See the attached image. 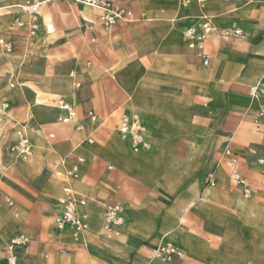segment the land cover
<instances>
[{"label":"rangeland","instance_id":"rangeland-1","mask_svg":"<svg viewBox=\"0 0 264 264\" xmlns=\"http://www.w3.org/2000/svg\"><path fill=\"white\" fill-rule=\"evenodd\" d=\"M231 1L220 0L221 6H218V0H209V6L205 9L193 3L189 15L193 17L192 21L189 20V16H183L177 0L168 2L166 0H116L117 3L133 12L135 20L132 22L120 20L111 28H106L101 20L103 11L96 12L95 20H86L75 14L76 2L74 0H50L43 5L40 12L38 19L40 26L37 34L31 35L33 20L22 7L21 0H0V56L7 58L6 62L0 64V92L3 86V91L7 87V92L0 96V125H5L0 132V235L6 243L4 246L9 244V240L14 235L25 233L32 244L31 264L38 261L49 262L57 253L66 256L74 253L76 255L74 264H102L90 255L89 239L84 236V233L78 241H74L70 233L60 235L56 230V218L58 217L56 205L59 202L56 203L45 194L48 182L54 177L60 183L73 186L79 211L87 221L92 215L82 193L84 177L76 181L64 176L54 159L59 156L67 169L71 161L76 165L91 161V167L86 172L87 182L91 185L87 200L101 205L103 214L109 203L117 201V195L125 192L126 195L129 194L125 198L132 199L133 193L142 192L149 198L145 206L146 210L156 211L173 206L183 213L182 224L196 235L198 241L206 246L210 257L219 264H224V259L234 264H264V212L256 215L252 210L245 211L247 217H253L256 220L248 218L243 221H234L230 225L227 219L230 216L233 217V213L228 216L227 212H218L216 219L207 220L205 212L201 210L191 208L185 211L180 199L168 194L163 187H158L156 191L142 181H133L123 173L115 160L101 156L92 158L90 153L85 154L83 150V147L87 146L92 154L100 155L101 153L97 152L94 147L103 146L104 139L108 136L111 135L114 140L119 141L116 130L124 115L122 110H150L152 112L164 108L169 115L170 127L172 129H176L177 126L182 128L173 134V138L180 146L190 139L189 132L194 129V125L205 124L210 130H218L226 138L223 148L217 151L218 163L225 149L233 147L241 153L240 168L247 175L249 184L264 188L262 185L264 183L263 168L257 163L259 157L257 155L248 157L243 140L235 134V131L242 125H244L243 128L249 127L251 134L255 135L250 140L255 141L261 136V143L264 146V121L258 114L261 111L249 109L244 104V101L249 99L251 103L262 106L263 104L258 101L261 97H250V85L223 84L221 87L223 97L227 96L230 100H225L227 104L221 110H216L215 103L218 100L209 95L207 89L193 83L178 81L185 79L189 73L184 65H178L176 59L172 57L187 46L184 30L189 26L193 27L188 24V21L195 23L199 17L206 14V11L218 30L212 33L213 35L207 36V41L214 35H216V40L212 39L208 43L206 41L203 49H192V53L186 56V60L196 69L203 65L201 72L196 75L202 76L200 80L204 81L205 75L210 72L207 67L213 65L216 49L238 50L245 41H248L251 38V31L245 41L225 40L223 33L225 30H232L236 27L248 30L246 25L251 23V20H243L242 24L233 27L217 26V18H223L230 13L238 17L248 12L244 9L243 3L253 2L241 0L243 3L241 2L240 10L237 11L232 7L227 8L228 3L229 6L231 5ZM257 1L264 0L254 2ZM14 4L16 6L11 7ZM168 5L175 7L176 10L172 18L165 15ZM46 16L52 18L55 26L54 33L51 35L47 32ZM195 28L198 33L201 32V28L197 26ZM5 29L6 32H4ZM133 29L142 34L135 35ZM177 32H179L178 35ZM174 41L178 46L172 49ZM8 45L11 47L10 51L7 49ZM136 48L140 50L138 53ZM188 49L191 48L188 47ZM108 50L107 58L102 57L108 53ZM120 53L131 57L132 62L134 60L138 67L146 62L150 63L145 71L158 74L159 87L155 88L152 83L142 81L141 77H135L136 70L133 68L129 74L127 71H116L117 65L113 66L114 63L110 61V57ZM201 54L211 57L208 65L204 64ZM163 59L167 63H164ZM96 67L102 70L108 69L107 73L112 75L104 81H98ZM13 72L16 74L14 79L9 77ZM263 75L264 71L256 80H253V87L257 86L258 80ZM17 79L23 81L21 88L16 82ZM109 79H112L113 85L120 90L118 95L112 94L111 90L103 85ZM70 81L80 94L79 119L88 121L90 113H93L99 121H95V130L89 134L84 127L83 133L75 134L72 131L71 138H62L51 130L61 124L71 129L73 123L69 125L60 123L57 119L58 110L51 105V102L59 96H65L55 95V92L59 85ZM12 85H15L14 89ZM205 104H209V109L208 114L203 115L202 109ZM26 126H28L27 137L31 142L33 154L24 159L12 152V147L17 142L18 131ZM148 128H150L149 134L152 135L153 129L149 124ZM51 133H55L56 138L51 139ZM86 137L95 139L94 147L88 144V140L84 144ZM124 150L128 159L133 161L131 158L133 152L127 148ZM141 153L138 157L142 155ZM177 153L181 154L179 151ZM80 157L85 159L84 163L78 161ZM16 159L24 162L23 168L17 169ZM109 165L113 166V170L108 169ZM123 165H127L133 171L132 164ZM210 172L203 174L205 183L206 176ZM252 176L254 179L250 178ZM212 189L214 193L220 192L228 197L238 196L245 201H256L264 206V191L259 192L252 199H247L229 178L225 187ZM156 196L159 197L158 201L155 200ZM217 206L230 208L231 203L225 199L218 201ZM123 209L126 221L122 229L129 230V233L125 240H117V242L128 243L133 239V235L143 232L139 230L138 225L139 222L144 225L145 217L137 221L136 227L126 228L127 221L133 216V211ZM14 210H17L20 217H16ZM24 210L27 211V218L21 226L23 215L21 211ZM49 219L53 222L51 226H47ZM103 228L105 229V226ZM39 234L45 235L40 237ZM64 236L73 240L74 243L60 240ZM100 240L111 241L105 232L100 236ZM167 243L177 248L173 241L168 239ZM158 245L159 242L155 246L141 244L136 248L135 255L144 257L146 260L156 259L154 250L159 247ZM1 250H3L2 247H0ZM179 251L180 256L164 259V263L206 264V259L198 254L182 248ZM46 254L49 255V259L45 258ZM61 255L57 256L55 263L64 258ZM162 263V261H157L154 264ZM126 264L135 263L128 261Z\"/></svg>","mask_w":264,"mask_h":264},{"label":"crops","instance_id":"crops-1","mask_svg":"<svg viewBox=\"0 0 264 264\" xmlns=\"http://www.w3.org/2000/svg\"><path fill=\"white\" fill-rule=\"evenodd\" d=\"M49 1L50 0H43L44 4L48 3ZM218 1H219L218 6H221L220 0ZM177 3L181 9L183 16L188 17L191 14V7L193 4L188 8H184L179 2V0H177ZM117 4L124 6L119 3ZM232 5H235V4L233 3ZM232 5L229 6V3H228L227 8H231ZM15 6L16 5L14 4L11 7H15ZM208 6L209 4L207 5V7ZM243 7H245L244 9H247L248 12H244L240 14V16L238 17L235 16L233 13H230L229 15H226L223 18H217V26L226 27V28L233 27L235 25L242 24L241 22L243 20H251L252 22L246 25L249 28L248 30L242 27H236V28H241L246 34L244 38L237 39V40L239 41L247 40L249 31H251V38L248 41H245L238 50H227L223 48H218L216 49V51L214 50L215 60L211 67L210 66L207 67L210 72L205 75L204 81L200 80L201 77L196 76V74H199L201 72L203 65H200V67L196 69L194 65H191L186 60V56L192 53L191 52L192 49H188L189 41L185 40L186 45L188 47L186 46L184 49H181V52L178 51L177 54L172 55V57L176 59L177 64L184 65L187 72L189 73L185 79L183 80L177 79V80L181 82L193 83L195 85L203 87L204 89H207L209 92V95L216 97L217 100L219 101L215 103L216 110H221L224 107V105L227 104L225 103L226 102L225 100L227 101L230 100V98L227 96L225 98L223 97V92L221 90V87L223 84L241 83L242 85H245V86L250 85V88H251L254 86L253 80H256V78H258L260 73L264 71V1L251 2L249 4L243 3ZM92 10L95 12L91 20H95L97 13H99L100 11L97 9H92ZM205 13L206 14H203L201 17H199L195 23L188 21V24L193 25V27L189 26V28L188 27L185 28L184 32L188 29L195 28V26H198L200 22H203L204 18H207L210 21V23L213 25L215 29L214 33L218 32V30L216 29L217 28L216 24L214 23L213 20H211V16L210 14H208V11H206ZM189 17H190L189 20L193 21V17L191 16ZM44 29L46 30L45 24H44ZM4 32H6V29ZM133 32L137 36L142 34L140 31H137L135 29H133ZM176 34L178 35L179 32H177ZM210 35H213V34H210ZM212 39L216 40V35H214ZM210 40H208L207 43ZM139 51H140L139 48H136V52L138 53ZM99 54L101 53L99 52ZM108 54H109V50H108V53H106L105 56H102V57L107 58ZM209 58L211 61L210 56ZM6 61H7L6 56L5 57L0 56V64ZM110 61L114 63L113 66L115 64L117 65L116 71H119V72L127 71L129 74L133 68V70H136L135 77H141L142 81H145L147 83H152L155 86V88L159 87L158 74L149 73L145 71L147 65H149L150 63L146 62L142 64V66L140 65L138 67L134 63V60L132 62L131 57L126 56L125 54H122V53L111 56ZM163 62L165 63L166 61L163 59ZM247 62L248 64L246 65ZM107 70L108 69L102 70L101 68H97L96 79L98 81H102V80L104 81L106 78L110 77L112 74H108ZM3 88H1L0 96H3V94L7 92L6 91L7 87H5L4 91L2 90ZM12 88L14 89L15 85H12ZM65 96H59L53 99L51 102V105L54 106L53 104L54 101L60 97H63V98H66L74 106L75 111H76V118L73 122L71 131H73L75 134H81L84 131V127H87L88 134L94 131L95 129L90 125V123L94 121H99V120L98 119L91 120V118H89L88 121H85V120H82L81 118L79 119L80 104L77 107V105L75 104V101L71 97L67 95ZM258 96L264 99L263 95H258ZM244 104L249 109H253V110L258 109L261 112L264 111V104L262 106H259L258 104L251 103L249 99L244 101ZM208 109H209V104H205L202 109V114L206 115ZM57 110H58L57 119L60 123H62L59 119L61 116V111L58 108ZM122 112L123 114L137 112L140 115L142 114L144 116L143 117L141 115L143 118L144 124L147 128L148 138L151 140L153 144L152 150H142L141 151L142 153L139 152L142 154L140 155V157H138L139 153L137 154L133 153L132 155L133 157H131L133 160L132 162L130 159H128V156L126 155L125 150H124L125 148H127L130 151H132V149L129 147V145L126 142L121 140L118 129H117L116 133H117V136H118L117 138L119 139V141L114 140L112 136L110 135L106 139H104L105 144L101 146L103 152H101L100 155L94 154V153L92 154L91 150L87 146L83 147L85 154L90 153L92 158L95 156L97 157L101 156L109 160L113 159L116 161L119 167L120 165H123V164H132L133 165V175L123 172L131 180L142 181L149 188L154 189L156 191L158 187H163L164 190L168 194L180 199L185 211H188L191 208L201 210L205 212L207 220L216 219V217L219 214L218 212H227L228 216H230L231 213H233L234 216L233 217L230 216L227 219L229 223L228 225H230V223L234 221L235 222L243 221V220H247L248 218L256 220L253 217H247L245 211L247 212L248 210H252L256 215L258 213L264 212V206L261 205L259 202L245 201L241 197H238V196L228 197L226 195H223V193H220V192L214 193V192L208 191V187H206V183L203 178V174L207 173L208 171L213 172L214 170H217V186L215 188H223L227 185L228 178L231 180L232 168L228 164H225L224 162H222L221 158H220V163H218V160H217V151L223 148L225 141H226L225 136H223L218 130L217 131L210 130L205 124H203L202 126L194 125V129L191 132H189L190 139L187 141L186 144H184L183 146H180L178 144V141L173 138L174 136L173 134L182 130V128H180V126H177L176 129H172L170 127L169 115L165 111L164 108H161L158 111H152V112L150 110L149 111L148 110H145V111L122 110ZM262 120L264 121V119ZM262 120L260 121L262 122ZM77 124H80L83 127V130L77 131L76 130ZM148 124L153 129L151 133L152 135L149 134L148 130L150 128H148ZM64 125H69V124H64ZM27 128L28 126L23 127L26 134H27ZM184 129H187V128H184ZM34 130H38V129H34ZM52 134H54V138H56L55 133H51L50 138ZM235 134L239 139L243 140V143L245 145V153L247 154L248 157H251L252 155L253 156L257 155L259 157V159L257 160V163L259 162V160H264V146L261 143V136H259L255 141L250 140V139H253L255 135L251 134L249 127L247 128L240 127L235 131ZM54 138H51V139H54ZM86 140H88V144H90L93 147L95 146L94 138L89 139L86 137L84 144ZM90 140H94V143H91ZM157 143H159L160 145ZM178 151L181 153L180 155L179 153H177ZM235 151L239 154V160H240L241 153L237 151L236 149ZM80 158H83V157H80ZM54 159L57 164L60 163L59 171H61V173L66 175L69 179L78 181V180H82L84 177L82 193L85 196L87 206L92 211V218L93 220L98 221V215H102L103 216V226H105V209L106 208L104 209V214H103L101 205H97L87 200L91 185L87 182L86 172L91 167V161L86 162L85 164H79L80 169H81L80 178L74 179L69 176V171L78 165H76L75 163H73V161H71V164L69 165V169H67L64 167L63 160L59 156H57ZM111 166L112 165H109L108 169ZM136 168H138V170ZM155 169H157V171H155ZM238 170L248 180L247 175L240 168V162L238 165ZM209 174H207V176ZM207 176H206V179H207ZM250 178L254 179V176ZM231 181L235 183L233 180ZM262 185L264 187V183H262ZM236 186L241 190V188L237 184ZM251 186L255 190V194L252 198L256 197L259 192L264 191V188L263 189L258 188L254 185H251ZM66 187H70L73 190V186H71L70 184L60 183L54 177L48 182L45 188L46 196L49 197L51 200H54L56 203L59 202L58 205H56L58 209L57 215H59L61 212L60 201L65 197ZM118 189L120 190V186L118 187ZM127 195L129 196L128 193ZM127 195L125 194V192H123L121 193V195L116 196L117 201H115L116 203L122 202L124 205L122 203L121 204L124 206L125 209H131L133 211L132 212L133 216H131V218H129V220L127 221L126 228L136 227L137 221L139 222V219L141 217L142 218L145 217L144 225H142L140 222L138 225L139 230L143 232L133 235V239L129 241L128 243L117 242L115 238L111 239V241H102L100 240V236L89 237V248H90L89 252H90V255L95 260H98L102 264H126L128 261H133L135 264H150L154 258L146 260L144 257H138V256L136 257L135 255L136 248L144 243L150 246H155L158 243V241H159L158 246H160V245L166 244V241L169 239L174 242V244L177 246L178 249L182 248L186 251H190L192 253H195V254H198L204 257L206 259V264H219L217 261H215L213 258L210 257L206 246L198 241V239L196 238V235L188 231L186 227L182 224V216H183L182 214L183 213H180L178 209H176L173 206H170L165 209H158L156 211L146 210L145 206L149 200L146 194L144 195L142 192H135V194L134 193L132 194V199L125 198V196L127 197ZM225 199L226 200L228 199L230 201L231 203L230 208H221L217 206L218 201L225 200ZM155 200L158 201L159 197L156 196ZM21 212L23 213L21 217L22 219L21 226H22L23 222L27 218V211L24 210ZM14 214L20 217V215L17 214V210H14ZM52 223H53L52 219H49L47 222V226H51ZM56 230L59 233L64 232V230L60 231L57 228ZM65 230H68L70 234L72 235L71 230L69 229H65ZM86 231L89 233H92L93 232L92 226L88 225V229ZM224 232H225V229H224ZM19 234H25V233H19ZM19 234H16V235H19ZM44 235L45 234H39L40 237ZM72 238H73V235H72ZM229 241H232V240H229ZM5 244L6 243L4 242L3 238L0 235V247L4 249L6 247L4 246ZM19 251L21 253V257L25 259L26 264H31L32 244H30V247H29L30 254L28 256L24 254L23 250H19ZM58 255H61V254L57 253L56 256L49 262L38 261L35 264H55V260L57 259ZM61 256H63L64 258L61 259V261L58 264H74V260L76 256L74 253L67 255V256L66 255H61ZM45 258L49 259V255L46 254ZM156 260L162 261L163 262L162 264H165L164 263L165 260L163 258H156ZM224 261L233 263L230 260L224 259ZM225 262L224 264H227Z\"/></svg>","mask_w":264,"mask_h":264},{"label":"built area","instance_id":"built-area-1","mask_svg":"<svg viewBox=\"0 0 264 264\" xmlns=\"http://www.w3.org/2000/svg\"><path fill=\"white\" fill-rule=\"evenodd\" d=\"M81 3L93 8L101 9L103 14L101 20L105 24L106 28H111L118 21L132 22L135 20L134 14L128 8L118 5L115 0H79ZM255 1V0H251ZM25 10L31 15L33 20L31 35H36L39 29L38 19L40 12L44 5L43 0H22ZM184 8L190 7L193 3H197L202 9H205L209 4V0H179ZM213 31V25L207 18L203 19L201 25V32L198 33L196 28H191L185 31L184 37L191 42L192 49H203L204 44L207 41L206 35ZM245 32L241 28H234L232 30H225L223 38L225 40L232 41L234 39H242L245 37ZM7 48L11 50L10 45ZM205 65H208L210 58L206 54H201ZM263 94L264 85L255 88L251 87L249 95L251 98ZM54 106L61 111L60 121L63 124L73 123L76 118V111L74 106L63 97L54 101ZM259 117L264 118V113L259 112ZM91 120L96 118L93 113H90ZM83 127L80 124L76 125V130L81 131ZM118 132L122 141L128 143L129 147L135 152L141 150H152L153 144L148 138L147 128L144 124L142 116L137 113H128L122 116L118 127ZM264 133V126H263ZM54 138V134L51 135ZM94 143V140H90ZM12 152L19 156L28 157L32 154L33 148L30 140L27 137L26 132L23 130L18 131V139L15 145L12 147ZM81 163L85 162L84 158H79ZM221 161L228 164L232 168L231 180H233L242 190L243 195L247 199H251L254 194V188L249 184L248 180L239 172V154L232 147H227L221 156ZM259 165L263 167L264 174V160H259ZM110 170L113 167H109ZM69 176L77 179L80 176V170L78 168L72 169ZM206 184L208 187L215 188L217 186V177L214 173L207 176ZM61 212L56 218V228L60 231L69 229L72 231V235L75 241H78L88 227L87 219L79 211L75 194L70 187L65 188V197L60 201ZM124 206L121 203L111 202L105 209V233L108 239L116 238L120 235L121 228L124 224L123 215ZM31 240L26 234H19L14 236L9 244L0 251V259L4 260L5 264H26L24 258L21 257L19 250H23L24 254L28 256L30 254L29 247ZM181 253L178 248H175L171 243H167L154 250V256L156 258L172 259L180 256Z\"/></svg>","mask_w":264,"mask_h":264},{"label":"bare ground","instance_id":"bare-ground-1","mask_svg":"<svg viewBox=\"0 0 264 264\" xmlns=\"http://www.w3.org/2000/svg\"><path fill=\"white\" fill-rule=\"evenodd\" d=\"M75 2H76V6H75V14H77V15H79L80 17H82V18H84V19H86V20H91L92 18H93V16H94V11L92 10V9H90L91 7H89V6H87V5H85V4H83V3H81L79 0H74ZM167 2L169 1V0H166ZM241 0H232L231 1V5L234 3L235 5H232V8L233 9H237V11L238 10H240V7H241ZM22 7L24 8V9H26L25 8V6H24V4L22 3ZM145 7H148V5H145ZM149 8V7H148ZM97 10H101V9H97ZM102 11V10H101ZM175 7H173V6H171V5H168V7H167V9H166V11H165V15H166V17H168V18H172V16L174 15V13H175ZM165 17V16H164ZM46 18V23H47V32H48V35H51V34H53L54 33V30H55V26H54V24H53V21H52V18L50 17V16H46L45 17ZM201 25H202V22H200V24H198V28H201ZM215 32V29H214V27H213V31L212 32H210L209 34H207L206 35V37L207 36H209L210 34H212V33H214ZM141 35V34H140ZM187 41V40H186ZM186 43V42H185ZM206 44V43H205ZM204 44V45H205ZM178 46V44H177V42L176 41H174V43L172 44V49H175L176 47ZM191 49H192V46H191V42H189V45H188ZM169 58V57H168ZM12 65V64H11ZM156 69V68H155ZM15 73L13 72V73H11L10 74V78H12V79H14L15 78ZM197 75V74H196ZM202 77V76H201ZM17 83H18V86H19V88H21V84L23 83V81L22 80H18L17 79V81H16ZM54 85V84H53ZM103 85H105L106 87H108L110 90H111V93L112 94H114V95H118L119 93H120V90L118 89V87H115L114 85H113V80L112 79H109L108 81H106ZM264 85V75L263 76H261V78L258 80V84H257V88H259V87H261V86H263ZM51 87H52V85H51ZM148 87V86H147ZM255 87V88H256ZM154 88V87H153ZM52 89V88H51ZM149 89V88H148ZM152 89V88H151ZM58 95V94H65V95H67V96H69V97H71L74 101H75V104L77 105V107H78V105L80 104V101H79V99H80V94L78 93V91L74 88V85H73V83H72V81H70V82H67V83H63V84H61V85H59L58 86V88H57V91L55 92V95ZM51 95V94H50ZM260 95H263V94H260ZM264 96V95H263ZM39 100V99H38ZM40 100H42V99H40ZM259 102H261V104H264V99H262V98H259V100H258ZM39 102V101H38ZM43 103H44V101H43ZM141 107V106H140ZM4 112V111H3ZM208 114V113H207ZM212 114H213V112H212ZM125 115V114H124ZM214 116V115H213ZM261 118H263V117H261ZM264 119V118H263ZM2 121V120H1ZM94 123H95V121L94 122H91L90 123V125L95 129V127H94ZM70 124H72V123H70ZM5 127V125L4 124H2V125H0V132L3 130V128ZM244 127V125H242L241 126V128H243ZM86 129H87V127H86ZM83 130V129H82ZM88 130V129H87ZM51 131H54L55 133H57V134H59L62 138H71L72 136H73V134H72V131H71V129L69 128V127H66V126H63L62 124L61 125H57L55 128H53ZM125 142V141H124ZM127 143V142H126ZM128 144V143H127ZM114 145V144H113ZM115 146V145H114ZM117 147H119V146H117ZM95 148V150L97 151V152H99V153H101V152H103L102 151V148H101V146H99V147H94ZM121 148V147H120ZM132 149V148H131ZM45 150V149H44ZM133 151V153H135V154H137V153H139V152H141V151H138V152H135L134 150H132ZM50 153V152H49ZM32 154H33V152H32ZM31 154V155H32ZM30 155V156H31ZM30 156H28V157H24V156H21V157H23L24 159H27V158H29ZM53 156V155H52ZM55 157V156H54ZM57 157V156H56ZM140 160V159H139ZM142 160V159H141ZM144 161V160H143ZM133 162V161H132ZM140 162V161H139ZM138 162V163H139ZM115 163H116V161H115ZM141 163V162H140ZM117 164V163H116ZM137 164V163H136ZM58 166H60V163H58L57 164ZM141 165V164H140ZM145 165V164H144ZM16 167H17V169H19V168H23L24 167V162L21 160V159H16ZM136 167V166H135ZM144 167V166H143ZM74 168H78L80 171H81V169H80V165H78V166H75ZM74 168H72V169H74ZM120 168L122 169V171L123 172H125V173H128V174H131V175H133V171L132 170H130L128 167H127V165H120ZM72 169L69 171V174H70V172L72 171ZM137 170H138V168H136ZM12 170H13V168H12ZM15 170V169H14ZM140 171V170H139ZM13 172V171H12ZM60 173V172H59ZM211 173H214L215 174V176L217 177V170H214L213 172H211ZM210 173V174H211ZM63 174V173H62ZM64 176H66V175H64ZM71 177V176H70ZM71 178H73V177H71ZM78 178H80V176L78 177ZM77 178V179H78ZM75 179V178H74ZM206 187H208L207 185H206ZM208 191L209 192H214L213 191V189L211 188V187H208ZM199 205H201V204H199ZM123 215H124V223H125V221H126V216H125V214H124V209H123ZM17 218H18V216H16ZM102 221H103V217L101 216V215H98V221H95V220H93V218H92V215H90L89 217H88V225H91L92 226V228H93V232L92 233H89V232H87L86 230L88 229V227L85 229V231L83 232L84 233V236L87 238V239H89V237H92V236H101L102 234H103V232H105V229L103 228V226H102ZM178 229V228H177ZM181 229V228H180ZM172 230V229H171ZM134 232V231H133ZM167 232V231H166ZM64 233H70L68 230H64V232H61L60 233V235H62V234H64ZM82 233V234H83ZM129 233V230H123V229H121V232H120V235H119V237H116L115 238V240L117 241V240H125V238H126V236H127V234ZM136 233V232H135ZM163 234V233H162ZM65 235H68V234H65ZM129 236H131V235H129ZM61 239H63V240H66V241H69V242H72V243H74V241L73 240H70L67 236H64V237H61L60 238V240ZM159 242V241H158ZM163 245H165V244H163ZM163 245H160V246H163ZM159 246V247H160ZM158 247V248H159ZM157 248V249H158ZM156 258V257H155ZM164 259V258H163ZM61 261V260H60ZM158 260H156V259H153L152 260V262L150 263V264H154L155 262H157ZM59 262V261H58ZM58 262H56L55 264H58ZM0 264H4V260L3 259H0Z\"/></svg>","mask_w":264,"mask_h":264}]
</instances>
